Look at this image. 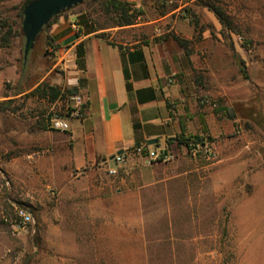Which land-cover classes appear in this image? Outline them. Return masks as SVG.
I'll use <instances>...</instances> for the list:
<instances>
[{
  "label": "rangeland",
  "instance_id": "1",
  "mask_svg": "<svg viewBox=\"0 0 264 264\" xmlns=\"http://www.w3.org/2000/svg\"><path fill=\"white\" fill-rule=\"evenodd\" d=\"M24 1L0 0V20L15 22L16 32L0 47V67L13 66L19 77L14 83L4 79L2 94L22 92L0 97V160L29 150L21 137L24 125L41 122L43 129L55 130L54 114L66 115L73 104L69 97L49 102L29 93L43 81L57 85L63 71L53 67L45 28L21 73L24 34L17 13ZM209 1L225 12L236 33L218 20V29L208 21L203 4ZM132 2L142 10L141 18L171 11L167 25L176 19L180 31L175 34L188 40L196 66L205 50L210 66L200 64L189 74L196 84L193 106L207 115L218 109L215 119L205 131L191 122L188 136L203 141L191 149L168 146L176 153L172 161L132 155L109 175L112 163L98 158L74 172L61 194L50 172L42 196L28 197L20 174L2 175L1 165L0 210L12 216L22 206L33 221L14 235L0 217V264H264V0ZM88 9L84 2L65 12ZM95 16L100 25H112ZM5 30L0 27V36ZM203 30H209L208 37H202ZM6 126L17 133L6 132ZM54 151L45 152L46 170Z\"/></svg>",
  "mask_w": 264,
  "mask_h": 264
},
{
  "label": "crops",
  "instance_id": "2",
  "mask_svg": "<svg viewBox=\"0 0 264 264\" xmlns=\"http://www.w3.org/2000/svg\"><path fill=\"white\" fill-rule=\"evenodd\" d=\"M83 12L57 15L44 32L45 40L49 38L54 46L53 67L63 71L55 78V83L77 87L83 100V117L68 121L66 130H46L41 122L24 125L21 137L29 150L0 160L2 175L15 177L20 174L21 181L28 188L24 195L28 197L42 196L46 173L51 172L56 178L54 187L61 194L65 191L64 182L71 181L74 172L95 164L98 158L103 163V158L118 150L131 152L140 144L149 148L156 145L179 147L175 140H169L171 136L182 131L188 136L191 122L198 123L199 129L205 131L207 124L215 119L214 111L207 115L193 106L196 84L189 77L192 68L200 64L210 66L208 57L204 55L205 50L202 51L201 58H196V66L193 64L194 53L186 54L170 36L165 37L173 29L174 33L180 31L176 19L174 24L167 25L171 11L153 17H139L131 25H100L92 31L83 25L77 30L72 29L69 22L78 19ZM206 16L218 29L214 14L206 11ZM185 31L187 37L191 36L192 26L188 24ZM218 32L215 30L216 34ZM209 33V30H203L202 37H208ZM160 36L164 39H155ZM198 56L196 53L195 57ZM212 65L214 67L215 63ZM124 68L128 73L129 91ZM4 79L13 83L18 81L13 66L5 70L0 67V97L4 96ZM4 130L17 133L9 126ZM152 139L157 141L150 143ZM49 150H55L50 156L52 171L45 168V152ZM2 213L0 210V215ZM62 222L64 220L60 219L56 227L60 228Z\"/></svg>",
  "mask_w": 264,
  "mask_h": 264
},
{
  "label": "trees",
  "instance_id": "3",
  "mask_svg": "<svg viewBox=\"0 0 264 264\" xmlns=\"http://www.w3.org/2000/svg\"><path fill=\"white\" fill-rule=\"evenodd\" d=\"M29 1L30 0H25L23 4L21 5L19 12L17 13V17L20 20L19 27L21 30H22L21 22L23 18L22 10L25 4ZM84 2L89 3L92 9L84 10V12L78 16V19L75 20V22L78 26L83 25L86 28V30H90V31L97 30L98 28L101 27L98 22L97 16H95L96 13L104 16L105 18L110 19L112 21L113 26H124V25L134 24L136 20L143 14L142 10L140 8H137L135 3L129 0H85ZM203 5L214 14V16L216 17V19L221 25H224L226 28H228L230 32H233V31L235 33L237 32L232 27L230 18L225 14V12L218 5L210 1L205 2ZM67 10H64L63 12ZM163 14H165V11L161 10L160 15H163ZM56 16L57 15H55L43 27L42 31L53 21V19ZM13 23L15 22L9 23L5 20H0V27H6V30L3 36H0V47L8 46L9 39L15 35L16 32L15 30H13ZM192 23H194V26L197 25L196 21ZM168 36H170L179 46L183 47L186 54L190 53V50L187 48L188 40L181 38L180 36L176 35L173 32L165 35V37H168ZM155 39L156 40L164 39V36H160ZM47 43L48 45H52L49 38L47 39ZM23 44H24V37H23ZM24 62L25 61L23 59L22 64H21V73L24 72V68H25ZM242 73H243V77L247 79L248 75L244 71V69L242 70ZM124 76L126 79V89L129 91L130 84L128 82L127 69L125 68H124ZM18 93H22V92L20 91ZM29 93H31L32 95H36L39 98L46 99L49 102H53L57 99H64L71 95H76L78 94V90L76 86L69 87V86L52 85V84H49L43 81L39 83L35 88H33ZM4 96H7V95L5 94ZM213 111L215 114H217L219 110L214 109ZM175 141L178 146L183 145L187 149H191L192 148L191 144L196 145L198 143H202L203 138L198 135L186 136L184 135L182 131L181 133L175 136Z\"/></svg>",
  "mask_w": 264,
  "mask_h": 264
},
{
  "label": "built area",
  "instance_id": "4",
  "mask_svg": "<svg viewBox=\"0 0 264 264\" xmlns=\"http://www.w3.org/2000/svg\"><path fill=\"white\" fill-rule=\"evenodd\" d=\"M69 25L72 29H78V25L76 24L75 20L70 21ZM49 49L53 50L54 47L50 45ZM69 98L70 100H73V104L69 106L66 115L58 116L54 114V118L52 120V126L54 128L66 130L68 128V121L83 117L84 110L81 95H71ZM191 147H193L192 144ZM130 154L140 156L149 162L172 161L176 157V153H174L167 145H156L149 148L146 146V144H140L135 146L131 152L126 151L115 155V157L110 161L112 164L107 166V173L109 175H114L117 172V169L126 162ZM1 219L9 224V230L14 235L25 230L27 226L33 221L31 212L22 206L15 207L12 216H6L4 213H2Z\"/></svg>",
  "mask_w": 264,
  "mask_h": 264
},
{
  "label": "water",
  "instance_id": "5",
  "mask_svg": "<svg viewBox=\"0 0 264 264\" xmlns=\"http://www.w3.org/2000/svg\"><path fill=\"white\" fill-rule=\"evenodd\" d=\"M85 0H30L25 4L22 10V31L24 34L23 44V59H27V55L33 47L34 41L43 27L55 16L70 9L73 6L81 4ZM169 140H175L171 136ZM157 140H149L150 143H155ZM120 149L114 154L103 158L102 162L111 161L115 155L122 153Z\"/></svg>",
  "mask_w": 264,
  "mask_h": 264
}]
</instances>
